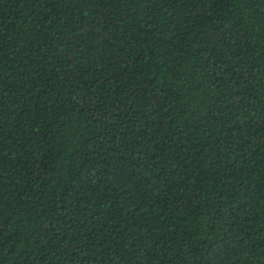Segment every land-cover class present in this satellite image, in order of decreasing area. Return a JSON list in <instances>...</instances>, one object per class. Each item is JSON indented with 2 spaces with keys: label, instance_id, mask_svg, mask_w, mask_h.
<instances>
[{
  "label": "trees",
  "instance_id": "trees-1",
  "mask_svg": "<svg viewBox=\"0 0 264 264\" xmlns=\"http://www.w3.org/2000/svg\"><path fill=\"white\" fill-rule=\"evenodd\" d=\"M0 264H264V0H0Z\"/></svg>",
  "mask_w": 264,
  "mask_h": 264
}]
</instances>
